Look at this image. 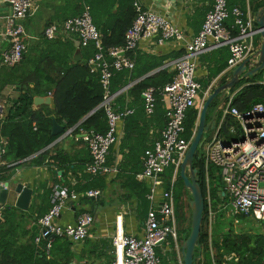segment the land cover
<instances>
[{"label": "trees", "instance_id": "16d2710c", "mask_svg": "<svg viewBox=\"0 0 264 264\" xmlns=\"http://www.w3.org/2000/svg\"><path fill=\"white\" fill-rule=\"evenodd\" d=\"M137 1L73 0L66 4L67 13L58 15L57 21L47 24V27L55 23L62 25L66 20L80 16L85 6H90L93 23L103 35L105 49L118 48L124 45L126 34L137 18L135 6ZM263 5L264 0H229L228 2L230 12L233 8L239 7L247 13L249 6L253 18ZM254 23L257 26L255 20ZM233 24L234 18L231 15L226 25L230 29ZM40 35V44L31 46L22 62L25 66L29 65V71L23 70L24 75L20 77L25 92L9 109L5 119L1 121L0 139L3 138L7 141L2 161H5L7 165H20L21 162L36 154L34 163L39 166L59 161L61 155L49 156L48 152L43 151L59 138L52 133L53 118L62 124L66 131L78 126L81 122L78 127L84 130H94L103 134L108 130L106 112L100 107L103 102L104 89L100 83L99 75L91 72L88 63L96 54V48L93 45L87 48H77L73 44L75 38H71L70 42L63 43L58 39L48 40L43 33ZM225 49H223V53L227 52ZM78 53L81 55V61L74 58ZM230 56L231 54L228 58L223 57V62L215 70H210L209 79L202 84L205 91L214 79L229 68ZM132 58L135 60L134 69L115 72L111 86L112 92L116 93L130 83L138 81L126 94L119 95L115 101L118 111H124L126 108L133 110V114L125 119L124 138L120 147L121 154H124L125 149H129L125 160L129 163L132 162V167L129 169V173L123 176L128 167L126 163H119L118 178H126L129 190L138 200L141 219L146 221L151 207L148 199L150 187L146 183L138 181L137 175L143 172L142 157L145 151L152 147V138H158L161 130L166 126L167 113L161 93L173 81L176 73L165 68L167 63L174 60L173 55L154 56L137 50L132 53ZM21 69L19 68V70ZM153 72H155L153 75L148 76ZM230 74L221 80L220 85L227 82ZM263 79L264 71L256 77L243 80L231 89V94L238 92L233 98L232 106L244 113L257 104H264V85L260 84ZM29 81L34 82L35 87L26 86ZM151 87L157 91V104L154 114L148 116L145 111L143 92ZM49 94H52L55 103L52 113L47 114L34 110L35 97H47ZM218 101L211 106L208 117L220 105L221 102ZM198 118V107L188 110L185 119V137L189 141L194 136ZM221 119L222 112L218 110L215 117L216 127L219 126ZM232 124V119L228 117L221 128V136L227 137L228 129ZM151 130H157V132L152 135ZM202 153L200 151L194 160V167L198 170L206 203L195 264H264V233L236 232L234 221L227 219L224 212H219L214 222L212 235L210 234L209 192L214 210H219L220 205L226 202V198L223 196L224 185L219 171L210 167L208 174ZM63 160L65 161V159ZM60 161L64 162L62 159ZM113 161L114 158L109 157L110 165L113 164ZM68 163L69 161L66 159L64 164ZM173 174L174 167L168 169L164 174L163 188L165 190L170 189ZM81 181L82 183L76 186L69 184L68 186L81 195H85L90 190H104L107 187L106 178L101 176L85 175ZM42 189L44 193L40 194ZM37 194L36 200L41 203L34 204L31 213L15 208H6L3 212L4 220L0 223L1 264H69L71 262L73 243L69 240L54 239L49 254L45 250V243L41 245L35 243L37 231L34 232L30 225L32 221L38 222L51 209L52 190L48 188V185L41 184ZM188 194L190 193L186 189L179 171L175 185V204L181 251L182 245L192 231V221L187 228H181V223L184 221L180 211L181 204ZM80 200L87 204L92 203V199L86 196H82ZM88 212L92 214L91 211ZM235 219L242 225H247L249 221L242 216ZM19 232L22 236L29 237L27 243L19 242ZM62 248L64 249L63 253L60 252ZM158 255L161 260L160 264H179L178 252L174 243L169 244L167 250L158 249ZM181 262L184 263L183 256H181Z\"/></svg>", "mask_w": 264, "mask_h": 264}, {"label": "built area", "instance_id": "2783aa9c", "mask_svg": "<svg viewBox=\"0 0 264 264\" xmlns=\"http://www.w3.org/2000/svg\"><path fill=\"white\" fill-rule=\"evenodd\" d=\"M228 2L229 0H214L201 30L191 40H187L183 30L168 18L153 10H146L139 1L135 4L137 18L126 34L124 45L118 48L105 49L103 35L93 23L90 6H85L80 16L70 18L62 25L52 24L45 29L48 40H55L63 33L74 34L78 37L80 48L93 45L97 50L88 63L91 72L99 75L104 89L100 107L106 112L108 130L104 134L94 130H84L82 133L91 153V162L87 164L86 172L91 176L105 178L119 170L117 165L109 164V156L112 148L120 143L121 125L127 116L133 114V110L128 108L118 111L115 101L119 95L127 93L137 84L132 82L121 91L113 93L111 86L115 72L134 69L132 53L139 49L144 40L158 45L177 42L184 48L182 56L165 66L176 73L173 81L161 93L162 102L166 105L167 123L160 136L154 139L153 146L145 151L144 169L137 175L138 181L150 187L148 199L151 207L145 227L141 236L128 234L124 230L123 217H117L113 239L116 258L113 264H160L158 249L167 250L171 243L175 244L178 253L181 251L175 185L192 141L185 137V119L188 110L194 107H198L200 118L202 109L199 103L205 101L213 91L210 88L205 91L197 79L199 61L203 55L213 50L228 47L231 54L229 70H233L247 59L255 63V55L261 49L262 29L255 26L254 20L241 8L235 7L230 12ZM0 4L10 5L12 9V15L6 18L3 32L10 48L3 53L1 65L14 68L23 62L28 52L24 21L30 16L33 3L32 0H0ZM231 15L234 24L229 29L226 23ZM260 84L264 85V79ZM237 93L231 94L220 105L218 110L222 112V119L218 127L215 122L212 136L205 139L203 145L206 170L208 174L210 167L219 171L224 185L223 196L226 198L219 210H214L209 192L211 235L219 212H224L227 218L242 216L264 224V104H257L242 113L232 106ZM156 94L157 91L152 87L143 92L148 116L155 112ZM228 117L233 124L228 129L227 137H223L221 128ZM196 130L197 126L194 134ZM4 153L5 150L2 154ZM171 167H174L171 187L165 190L164 174ZM102 195L100 189L81 195L75 191L53 188L52 207L37 222L39 234L35 243L45 242L49 253L56 238L67 239L73 244L86 241L95 222L90 212L80 213L74 224H61L59 219L70 202H78L82 196L93 199ZM236 223L239 224V221L236 220Z\"/></svg>", "mask_w": 264, "mask_h": 264}, {"label": "crops", "instance_id": "0c3cea01", "mask_svg": "<svg viewBox=\"0 0 264 264\" xmlns=\"http://www.w3.org/2000/svg\"><path fill=\"white\" fill-rule=\"evenodd\" d=\"M70 1L73 0H32L33 9L30 16L24 21L27 34L26 43L28 46V52L31 46L40 44V34L43 33L45 35L47 24L57 21L56 17L58 15L67 13L66 4ZM138 1L146 10H153L158 14L168 18L174 25L183 30L187 40H191L199 33L205 21L206 14L212 8L214 2V0ZM4 9L6 8L3 7L2 14H5L6 10ZM247 14L250 15L251 19L255 20V16L253 18V15L250 11V7L249 10H247ZM6 18V16L0 17V127L2 124L1 121H3L8 115L9 109L25 92L24 85L21 83L20 77L24 75L23 70L26 72L29 71V65L25 66L23 63L14 69L4 68L1 65L3 53L10 48L8 40L3 36L6 26ZM71 38H75L73 41L75 47L80 48L78 37L74 34L63 33L59 35L57 39L61 40L63 43H67L70 42L69 40H71ZM28 39L33 40L31 45H29ZM257 40L260 39L257 38ZM224 48L227 50L226 53H223ZM183 49V45L177 42H167L164 45H158L155 42L144 40L141 42L138 51L154 56L173 55L174 60H176L182 56L184 52ZM228 50V47H222L213 50L201 57L197 75V79L201 84L205 83L209 79L210 70H215L223 62V57L228 58L230 55V50ZM19 68L22 69L19 70ZM231 71L232 70L227 68L216 79L213 80L209 88L213 90L214 88L220 86L221 80L229 75ZM26 86L33 88L35 87V83L29 81ZM227 95L228 93H225L219 99L221 100V103ZM47 97L53 96L52 94H49ZM164 107L166 109L165 104ZM33 109L42 111L43 113L51 114L52 110L55 109V106H53V104L46 103L36 105L34 99ZM212 116L213 113L208 117V122L212 120ZM60 125L63 126L62 124ZM78 126L67 130L53 144L43 150L48 152L49 156L61 155L59 161L53 164L47 163L41 166L36 165L34 163V159L37 157L36 154L21 162L20 165H7L5 161H2V156L4 155L2 152L7 145V141L3 138L0 139V181H8L13 179L14 182H22L34 190V196L32 198L29 210L26 211L27 213H31V208L34 206V204L39 205L41 203V201L36 200L38 195L37 190H39V186L41 184L48 185V188L51 190L53 188H58L67 191H74L68 186V184L70 186H76L82 183L81 180H83L85 175H90L86 172V166L91 162V153L88 148L86 138L82 133L84 129ZM124 129L125 122L121 125L122 137L120 143L112 148L111 154L109 156L110 158H114L113 164L111 166H118L119 163H126L128 168L124 171L123 176L128 174L129 169L132 167V162L129 163L127 160H125L126 155L129 154V149H125L124 154L120 153L121 142L124 138ZM156 132L157 130H151L152 135H154ZM155 138L156 137L152 138V146ZM61 159L62 161H64L63 159H65V161L67 159L69 163L67 165L64 164L65 161L61 163ZM15 170L17 173L13 177V172ZM119 174L120 173L118 170L117 173L106 177L107 187L102 190L103 195L99 201H92L91 204L81 202V200L78 202H70V204H68V206L63 210L61 218L59 219L61 224H74L77 216L85 211H91L95 218V222L90 228L89 238H87L83 243L73 244V257L69 264H113L116 258L113 239L116 233V225L118 220L117 217L119 216L123 217V226L126 233L137 236L142 235L145 227V221L141 219V211L138 209V200L135 198L133 192L129 190L126 178H118ZM43 193L44 190L42 189L40 194ZM15 200L16 196H12V200L9 203L11 206H7L6 208H15ZM5 209L1 211L2 215ZM30 226L33 228L36 226L33 231H37L38 235L39 228L37 221H32ZM28 239L29 237L22 236V234L19 232L20 243H27ZM43 243L45 242H42L41 244ZM63 251V248L60 249V252L63 253ZM46 252L48 253L47 250Z\"/></svg>", "mask_w": 264, "mask_h": 264}, {"label": "water", "instance_id": "95a60500", "mask_svg": "<svg viewBox=\"0 0 264 264\" xmlns=\"http://www.w3.org/2000/svg\"><path fill=\"white\" fill-rule=\"evenodd\" d=\"M2 7V8H1ZM3 7L5 14H2ZM8 17L12 15V9L10 5L1 4L0 6V17ZM255 21L257 26L262 29L261 37V49L256 53L255 58L257 61L252 63L251 59L245 60L239 66L234 68L231 71L230 78L223 85H220L213 89L211 94L205 100L201 115L199 118L198 126L196 133L194 134L191 145L185 159L180 168V176L184 181L185 187L191 195L190 208L192 211V231L190 236L186 239L182 245V256L184 264H195L197 259L196 249L198 248L200 234L202 230L204 212L206 208L205 198L203 191L200 185V178L198 176V170L194 167V160L200 154L201 149L205 143V134L210 130L215 128V117L216 113L226 99L231 95L230 90L235 86L240 84L243 80L256 77L261 72L264 71V5L256 12ZM75 60L81 61V55L78 53L75 57ZM87 63V61H84ZM155 73V72H154ZM154 73L148 75L151 76ZM225 93H228L226 98L222 103L214 110L212 120L208 122V112L211 106L217 101L218 98L223 96ZM53 104V97H37L35 98V104ZM84 121V120H83ZM66 132L65 127L61 126L57 120L53 119V128L52 133L55 137H60ZM17 171L13 172V177L16 175ZM14 182L12 180L0 181V223L3 222L4 216L1 214V211L4 210L9 205L12 200V196H16L14 207L20 211H28L31 205L32 198L34 196V190L22 182ZM101 197L93 198L92 201H99ZM34 226L33 229H35Z\"/></svg>", "mask_w": 264, "mask_h": 264}, {"label": "rangeland", "instance_id": "374dc122", "mask_svg": "<svg viewBox=\"0 0 264 264\" xmlns=\"http://www.w3.org/2000/svg\"><path fill=\"white\" fill-rule=\"evenodd\" d=\"M45 28V27H44ZM33 42V40L28 39V43L29 45H31ZM220 98L217 99V101ZM205 100V99H204ZM221 100H219L218 102H220ZM205 101H201L199 103V107L202 109L203 105H204ZM211 115V113L209 114V116ZM213 134V130H210L209 132H207L204 136L205 139H208L210 136H212ZM201 151H203V148L201 149ZM190 201H191V195L188 194L187 196H185L183 203L181 204V213L182 216L184 218V221L181 223V228H187L190 225V222L192 221V211L190 208ZM231 221H234L235 223V231L236 232H249V233H255V232H260V233H264V224H261L253 219H249L247 225H242L241 223L238 224L236 223V219L233 216H230L229 218H227ZM182 251H180V253H178V259H179V264H184L181 262V256H182Z\"/></svg>", "mask_w": 264, "mask_h": 264}, {"label": "clouds", "instance_id": "9594fccd", "mask_svg": "<svg viewBox=\"0 0 264 264\" xmlns=\"http://www.w3.org/2000/svg\"><path fill=\"white\" fill-rule=\"evenodd\" d=\"M182 253V252H181Z\"/></svg>", "mask_w": 264, "mask_h": 264}]
</instances>
